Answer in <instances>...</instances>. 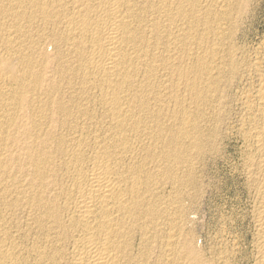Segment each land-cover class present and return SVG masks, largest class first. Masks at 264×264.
Instances as JSON below:
<instances>
[{
  "label": "bare ground",
  "instance_id": "obj_1",
  "mask_svg": "<svg viewBox=\"0 0 264 264\" xmlns=\"http://www.w3.org/2000/svg\"><path fill=\"white\" fill-rule=\"evenodd\" d=\"M251 1L0 0V264H202L185 169L215 98L264 264V39L234 41Z\"/></svg>",
  "mask_w": 264,
  "mask_h": 264
},
{
  "label": "rangeland",
  "instance_id": "obj_2",
  "mask_svg": "<svg viewBox=\"0 0 264 264\" xmlns=\"http://www.w3.org/2000/svg\"><path fill=\"white\" fill-rule=\"evenodd\" d=\"M252 1L248 13L243 18L241 29L239 30L240 34L238 33V37H234V41L237 44L247 45L248 47L256 46L262 38L264 39V0ZM215 102L216 98L208 106L209 108L205 107L207 104L205 106L202 105V109L211 110V115L213 116V119L209 118L211 122L213 120L216 121V111H213ZM208 121L202 122V125H207L204 128V133L207 132L211 136L206 133L210 140H207L206 134L204 138H206V142H210L205 143V139H203L206 149H203V152L201 151L198 155L196 154L198 157L194 156L193 163L191 162V165L188 164L185 169L195 175L193 176V182L188 183V186L184 188V229L186 234L193 239L202 264H216L217 247L220 251V247L228 244L227 247L233 249L232 241H236L234 243L235 247L239 250L241 249L240 251L238 250V255L243 251L237 257L238 259H233L232 262L234 263L232 264H243V260L247 259L251 250V243L249 242L251 239V227H249L250 218L248 217L251 202L244 183L245 177L243 173H240L244 162V153L239 152L240 147V151H243L242 142L234 136L228 135L225 138L223 136L221 139L222 143L218 139L217 150L216 123L215 121L212 122L213 127H215L213 129L211 127L212 124ZM207 129L208 131L210 129L211 133ZM222 241L225 244H222ZM241 258H243L242 261ZM246 261L248 262V259ZM246 261L244 264H250Z\"/></svg>",
  "mask_w": 264,
  "mask_h": 264
}]
</instances>
